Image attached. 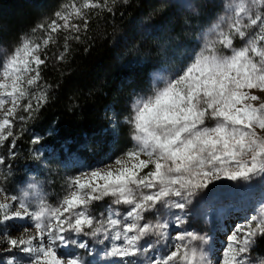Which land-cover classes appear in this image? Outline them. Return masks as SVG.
Masks as SVG:
<instances>
[{"label":"snow or ice","instance_id":"obj_1","mask_svg":"<svg viewBox=\"0 0 264 264\" xmlns=\"http://www.w3.org/2000/svg\"><path fill=\"white\" fill-rule=\"evenodd\" d=\"M121 3L127 0L64 4L50 22L32 29L42 33L38 41L22 37L0 62V166L8 172L20 125L47 100L42 87L29 92L42 81L45 50L64 31L67 52L68 42L81 38V24L73 20L87 31L86 10L114 14ZM222 8L224 15L190 62L154 95L131 103L123 120L131 146L118 152L113 146L97 167L69 176L55 205L42 195L38 201L27 192L9 195L0 183V264H21L16 252L28 255L26 264H92L85 256L92 255L93 243L103 246L99 264H264V257L250 255L264 237V202L229 236L219 258L209 234L187 227L194 201L222 182L242 190L264 181V0H224ZM237 38L241 47H234ZM111 121L115 126L118 118ZM40 142L38 136L31 141ZM30 187L35 192L36 185Z\"/></svg>","mask_w":264,"mask_h":264},{"label":"trees","instance_id":"obj_2","mask_svg":"<svg viewBox=\"0 0 264 264\" xmlns=\"http://www.w3.org/2000/svg\"><path fill=\"white\" fill-rule=\"evenodd\" d=\"M59 2L0 0L2 29L10 34L28 31L36 17L49 15ZM213 2L205 0L198 13L163 0H127L115 7L114 14L88 10L87 31L81 25V38L70 40L67 52L64 35L56 34L57 42L45 50L48 60L36 92L42 87L47 100L34 118L20 125L16 155H22L34 133L83 158L98 145L100 158L112 148L110 116L122 119L128 114L131 98L146 89L150 72L166 59L188 61V51L212 15ZM108 3L111 6L112 0ZM57 55L64 59L58 61ZM257 243L263 249L264 237Z\"/></svg>","mask_w":264,"mask_h":264},{"label":"rangeland","instance_id":"obj_3","mask_svg":"<svg viewBox=\"0 0 264 264\" xmlns=\"http://www.w3.org/2000/svg\"><path fill=\"white\" fill-rule=\"evenodd\" d=\"M103 0H100V2ZM165 2H176L187 12L198 13L201 10L205 0H163ZM213 1V0H212ZM73 0H60L56 8L49 15H40L35 18L31 29L28 31H20L17 34L2 29L0 23V62L6 57L14 53V50L20 45L22 37H30L33 41H38L42 33L37 30L35 33L32 29L39 23L49 21L54 18L56 11H63V5L71 3ZM77 3L80 0H76ZM224 0H214L212 6V15L207 24L199 31L194 44L187 53L188 61L185 63L165 60L164 63L152 70L149 74L148 86L142 92L136 93L130 100L131 103L137 97L146 98L154 95L155 89H162L165 86V81L173 78L185 64L190 62L193 53L198 52L203 44L211 36L210 29L219 21V18L224 15L222 4ZM87 14H88V10ZM0 16V21H1ZM73 23L81 21L73 20ZM60 35H68L64 31L59 32ZM57 33V35H59ZM243 44L238 38L234 40V47H241ZM219 48V46H218ZM220 51L230 54L229 50L219 48ZM43 52L40 54L42 55ZM180 61V60H179ZM26 86V85H25ZM30 93L37 92V86L29 89ZM34 100V99H33ZM2 115V113H0ZM110 116L109 128L112 136V147L123 149L126 145L131 146V136L129 134L128 125L123 123L124 117L118 119V122L113 126ZM209 125H214V121H208ZM36 134L29 135L27 148L21 152V156L16 155L15 159H9L11 171L8 172L3 166H0V183L8 190L9 195L23 196L26 191H29L28 198L38 201L42 195L45 202L55 205L57 200L61 198L64 192L65 181L69 176L79 174L80 170H86L89 166L97 167L98 153L100 147L95 145L91 148L85 158L77 155L75 150H67L63 146H58L57 142L47 143L41 139L38 144L31 143ZM39 137V136H38ZM5 149H0V154H4ZM18 154V153H17ZM147 171V170H146ZM17 172V178L12 180V173ZM31 185H36L33 192ZM221 187L216 188L210 193L206 199L194 201L189 213V221L187 227L190 231H198L201 234L207 233L212 237L211 244L214 255L219 258L222 250L227 247L229 236L235 232L237 227L244 225L259 211L261 203L264 202V181H254L251 186L237 190L232 187V182L224 181ZM0 202H3V197L0 196ZM126 207V206H121ZM207 212V215L205 213ZM100 215V211H97ZM14 232L16 230H13ZM170 232H175V228H170ZM26 234V235H30ZM261 237L257 238V241ZM79 239V238H78ZM90 242L89 238H83ZM254 245L250 255L252 257H264V248L259 249L258 243ZM103 246L92 244L93 252L91 256H85V259L91 260L94 264H99L103 259ZM63 251V250H62ZM15 257L26 264L29 259L27 254L16 252Z\"/></svg>","mask_w":264,"mask_h":264},{"label":"bare ground","instance_id":"obj_4","mask_svg":"<svg viewBox=\"0 0 264 264\" xmlns=\"http://www.w3.org/2000/svg\"><path fill=\"white\" fill-rule=\"evenodd\" d=\"M26 192H28L29 193V191H26ZM114 243H118V242H114ZM93 255V254H92ZM92 264H94V263H92Z\"/></svg>","mask_w":264,"mask_h":264}]
</instances>
